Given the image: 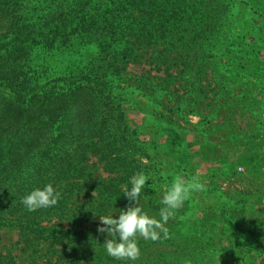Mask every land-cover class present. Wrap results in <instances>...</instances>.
I'll list each match as a JSON object with an SVG mask.
<instances>
[{
  "label": "rangeland",
  "instance_id": "rangeland-1",
  "mask_svg": "<svg viewBox=\"0 0 264 264\" xmlns=\"http://www.w3.org/2000/svg\"><path fill=\"white\" fill-rule=\"evenodd\" d=\"M183 3L190 14L176 22L173 48L169 40L153 46L133 39L135 58L113 95L129 127L127 161L150 177L137 202L142 210L160 219V201L175 176L186 183L196 177L203 190H193L167 220V236L137 237L135 261L109 256L97 232L98 216L128 203V181L109 210H89L86 220L70 222L48 216L43 226L50 231L31 241L0 219V264H264V184L250 166L261 155L258 148L247 151L264 143V0ZM197 32L202 38L194 39ZM91 162L94 177L107 179L102 164ZM9 163L7 157L1 165ZM13 185L0 180V202ZM93 195L73 199L70 215L86 209ZM53 223L63 228L54 231Z\"/></svg>",
  "mask_w": 264,
  "mask_h": 264
},
{
  "label": "trees",
  "instance_id": "trees-1",
  "mask_svg": "<svg viewBox=\"0 0 264 264\" xmlns=\"http://www.w3.org/2000/svg\"><path fill=\"white\" fill-rule=\"evenodd\" d=\"M184 1L0 0V180L16 184L10 194L19 196L1 200L0 219L25 241L50 231L43 226L48 216L70 222L109 210L140 171L127 161L129 127L113 91L135 58L133 39L153 46L169 40L173 48L176 22L189 13ZM7 157L10 163L1 165ZM93 158L107 179L94 177ZM47 183L61 199L27 211L21 198ZM91 192L93 202L71 216L72 200Z\"/></svg>",
  "mask_w": 264,
  "mask_h": 264
},
{
  "label": "clouds",
  "instance_id": "clouds-1",
  "mask_svg": "<svg viewBox=\"0 0 264 264\" xmlns=\"http://www.w3.org/2000/svg\"><path fill=\"white\" fill-rule=\"evenodd\" d=\"M150 177L143 171H138L129 178V185L125 186L123 195L128 201L124 208H114L113 214L98 216L99 225L97 232L104 234V248L107 254L116 259L135 261L140 255L137 237L156 240L163 232L165 236L168 229L165 227L167 220L174 215L176 209L190 197L193 190H203L204 184L193 177L190 182H184L180 176H175L167 190L164 191L160 209V219L149 216L139 206L138 198L145 188V182ZM147 187H151L150 184ZM61 199V192L54 188L52 183L45 184L42 188L36 187L21 198L27 211L32 212L41 208L55 206ZM160 230V231H158Z\"/></svg>",
  "mask_w": 264,
  "mask_h": 264
},
{
  "label": "crops",
  "instance_id": "crops-1",
  "mask_svg": "<svg viewBox=\"0 0 264 264\" xmlns=\"http://www.w3.org/2000/svg\"><path fill=\"white\" fill-rule=\"evenodd\" d=\"M257 148L259 149L261 158L258 161L253 160L252 162H250L251 163L250 166L252 168L255 167L256 169L260 170L259 180H261V182L264 184V143H262L260 145H257L255 148H254V145H250V147H248L247 151H250V150H253V149H257ZM261 201L264 202V197L262 198ZM253 205L254 204H252L251 207H253Z\"/></svg>",
  "mask_w": 264,
  "mask_h": 264
},
{
  "label": "built area",
  "instance_id": "built-area-1",
  "mask_svg": "<svg viewBox=\"0 0 264 264\" xmlns=\"http://www.w3.org/2000/svg\"><path fill=\"white\" fill-rule=\"evenodd\" d=\"M238 170H241V168H238Z\"/></svg>",
  "mask_w": 264,
  "mask_h": 264
}]
</instances>
